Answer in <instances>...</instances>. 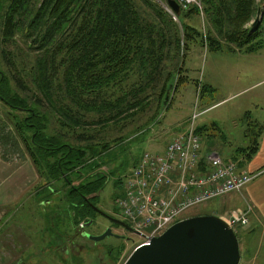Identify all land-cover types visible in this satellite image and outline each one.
I'll use <instances>...</instances> for the list:
<instances>
[{
	"label": "trees",
	"instance_id": "obj_1",
	"mask_svg": "<svg viewBox=\"0 0 264 264\" xmlns=\"http://www.w3.org/2000/svg\"><path fill=\"white\" fill-rule=\"evenodd\" d=\"M141 1L156 21L145 16L137 0H0L1 44L11 46L21 34L30 55L28 75L17 71L18 89L27 87L23 78L34 89L32 95L21 96L3 75L0 99L28 114L17 118V125L22 134L31 135L25 141L40 178L48 183L46 203L60 196L62 218L54 219V227L63 221L83 227L99 216L94 207L109 181L102 168L109 166L118 146L100 139V129L146 113L156 101L160 104L175 74L184 73L190 41L202 36L185 23L182 32L159 5ZM233 1L202 2L213 29L207 38L209 50H218L216 37L249 40L250 31L243 26L255 16L256 0ZM200 13L195 6L181 8L178 17L185 20ZM178 80V85L184 82L183 77ZM116 183L124 185L121 179Z\"/></svg>",
	"mask_w": 264,
	"mask_h": 264
},
{
	"label": "rangeland",
	"instance_id": "obj_2",
	"mask_svg": "<svg viewBox=\"0 0 264 264\" xmlns=\"http://www.w3.org/2000/svg\"><path fill=\"white\" fill-rule=\"evenodd\" d=\"M149 1L159 5L166 13L173 16L176 25L182 32L185 23L199 30L202 36L196 38L195 41H190L183 65L184 73L180 76L183 77L184 82L178 85L180 77L176 73L169 83L171 84L169 87L173 86V90L166 105L165 97L167 96H164L160 104L155 100V105L152 104L146 113H139L136 117L117 126L111 125L105 130L100 129V139L112 147L118 146L110 155L112 159L109 166L102 168V171L109 175V181L100 195L98 208L117 219H122V217L115 204L118 198L124 196V185L116 182L120 179L123 182L126 181L132 175L136 163L145 153L163 154L177 135L191 127L195 117L194 125L202 137L203 143L211 145L220 152L230 153L229 151H231L233 153V156L230 157L233 159L227 161L238 162L250 151L246 150V146L242 147L241 145L245 142L248 144L260 140L259 131L254 127L255 124L244 123V125H248L250 131L245 132L246 135L243 134L241 122L233 121V107L261 88L257 90L253 88V91L237 95L238 91L233 88L230 81L222 83L217 79L214 69L215 55L209 51L210 45L209 41L207 42L209 31L213 32V29H209L204 17L203 0L199 1L201 7L195 6L201 12L199 16H197L198 14L193 15L185 20L174 14L166 2L167 0ZM263 2L264 0L257 6L255 14L259 12V8L263 7ZM137 3L142 4L141 8L145 16L156 21V17L141 0H137ZM1 23L3 24V21L0 20V39L3 33ZM13 39L15 41L11 46L1 44L0 40V76L5 75L10 79V86L14 92H18L21 96L32 95L34 89L27 79L23 78L22 83L27 87L22 89H18L19 81H15V78L20 77L18 73L25 76L30 71V64L27 63L30 55L25 46L26 40L21 34ZM4 49L7 51V55H3ZM184 54L181 52V58ZM169 63L166 62V64ZM180 64H182L181 61L179 66ZM134 79L136 80V77ZM210 85L212 91L209 89ZM126 86L127 84H124L125 89ZM222 100H225L223 104L205 111L207 106L216 105ZM23 117L28 118V114L10 108L0 99V157L10 166L15 167L17 188L15 217L14 220L11 219L13 222L8 228L5 225V231L14 230L15 245L11 247L10 243L9 247L0 249V264H124L135 249L145 243L146 240L140 235L126 233L119 228L112 229L111 223L100 215L95 217L91 226L74 228L63 221L54 227V219L62 218L61 208L58 207L60 196L57 193L54 197L57 201L50 205L46 203L48 183L45 179L40 178L32 161L31 148L25 141V137L30 138L31 135L30 133L22 134L18 129L17 118ZM235 124L238 127H234ZM51 131L50 134H52ZM248 162L249 160L245 162V165ZM60 186L61 184L58 185V187ZM50 188H53V185ZM223 205V198L213 200L190 210L185 215V219L198 216H217L227 220L228 213L232 208ZM4 212L6 214V210L1 209V213ZM108 229L114 235L123 236L124 239L119 240L111 236L95 243L84 236L85 234L101 236ZM54 230L56 233H53ZM240 230L242 228H237L235 231L239 241L242 242L244 234ZM151 231V229H146L145 233ZM5 233L7 234V232ZM57 235H60L59 238ZM259 241V233H251L249 252L253 254L257 250L260 257L257 263L253 260L250 264H264V256H262L264 244ZM5 244L8 243H2L4 246Z\"/></svg>",
	"mask_w": 264,
	"mask_h": 264
},
{
	"label": "built area",
	"instance_id": "obj_3",
	"mask_svg": "<svg viewBox=\"0 0 264 264\" xmlns=\"http://www.w3.org/2000/svg\"><path fill=\"white\" fill-rule=\"evenodd\" d=\"M200 0H177L188 10ZM196 117L194 118L195 121ZM193 124L177 135L163 154L145 153L124 181V196L116 200L122 219L149 243L184 220L192 209L242 190L257 176L242 173L239 163L213 151L202 153L203 140ZM253 207L232 211L225 222L233 229L250 224ZM151 229L150 233H145ZM144 243V244H145Z\"/></svg>",
	"mask_w": 264,
	"mask_h": 264
},
{
	"label": "crops",
	"instance_id": "obj_4",
	"mask_svg": "<svg viewBox=\"0 0 264 264\" xmlns=\"http://www.w3.org/2000/svg\"><path fill=\"white\" fill-rule=\"evenodd\" d=\"M216 1L219 2V0ZM231 1L234 2L233 0ZM262 1L256 0L255 4L259 6ZM262 6L259 8L262 11V18L258 27L254 28L253 23L260 16L259 12L243 26V30L250 31L247 42H229L218 38L220 44L218 50H209L215 55L214 69L217 79L222 81V83L230 81L233 88L238 91L237 95L253 91V88H256V90L261 88V90L243 99L233 107V121L241 122L242 125L240 126H242L243 134L246 135L245 132L250 131L248 125H244V123L249 122L255 124L254 127L258 129V136L260 137L259 141L248 144L245 142L241 145L242 147L246 146V150L250 151L238 161L239 169L242 173L257 177L241 193H235L223 198V206L232 208L228 213L229 216L236 209H245L246 204L253 207L249 226L240 230L244 234L242 242L240 241L241 264H250L253 260L257 263L260 257V253L257 250L253 254L249 252L248 246L251 240V233H259V242L264 244V2ZM206 22L208 26L211 25L209 21L206 20ZM209 89L212 91L211 85ZM224 102L225 100H222L216 105L207 106L205 111ZM234 127H238V125L235 124ZM204 144L202 149L204 155L216 151L222 156L224 151L220 152L218 149L211 147V145ZM256 146L258 147L257 152L248 159L249 162L245 165L247 154ZM229 152H224L222 156L225 161L233 159L230 158L233 153ZM14 169V166H10L9 163L0 157V249L9 247L10 243L11 247L15 245L14 230L5 231V225L8 228L13 222H11V219L14 220L15 217L14 208L17 188ZM1 209L6 210V214L5 212L2 214ZM1 214L4 218H1ZM2 243L8 244L4 246ZM244 258L246 259L245 261Z\"/></svg>",
	"mask_w": 264,
	"mask_h": 264
},
{
	"label": "water",
	"instance_id": "obj_5",
	"mask_svg": "<svg viewBox=\"0 0 264 264\" xmlns=\"http://www.w3.org/2000/svg\"><path fill=\"white\" fill-rule=\"evenodd\" d=\"M168 5L178 15L181 11L175 0H168ZM253 27L261 22L262 11L259 10ZM173 86L170 88L165 105L169 101ZM95 211L102 217L106 214L99 208ZM114 223L126 226L125 223ZM92 221L85 226H91ZM140 235L138 232H135ZM98 243L114 236L109 229L101 236L84 235ZM240 241L236 232L217 216H198L182 220L168 229L163 235L153 238L131 254L124 264H240Z\"/></svg>",
	"mask_w": 264,
	"mask_h": 264
},
{
	"label": "flooded vegetation",
	"instance_id": "obj_6",
	"mask_svg": "<svg viewBox=\"0 0 264 264\" xmlns=\"http://www.w3.org/2000/svg\"><path fill=\"white\" fill-rule=\"evenodd\" d=\"M100 209V208H99ZM101 210V209H100ZM102 211V210H101ZM103 213H105L104 211H102ZM106 214V213H105ZM106 219H107V221L109 222V223H111V226H112V229L113 228H119V229H122V230H124L126 233H134V234H136L135 233V231L132 229V227L127 223V222H125L124 220H122V219H117L115 216L113 217V216H111V215H109V214H106ZM111 219H113V220H115V221H120V222H123V223H125V225L126 226H121L120 224H116V223H114ZM109 230V229H108ZM107 231V230H106ZM114 237L115 238H117V239H119V240H123L124 239V237L123 236H120V235H114Z\"/></svg>",
	"mask_w": 264,
	"mask_h": 264
}]
</instances>
